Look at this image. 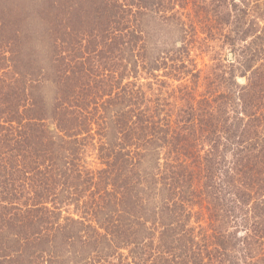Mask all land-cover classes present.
<instances>
[{
    "label": "trees",
    "instance_id": "trees-1",
    "mask_svg": "<svg viewBox=\"0 0 264 264\" xmlns=\"http://www.w3.org/2000/svg\"><path fill=\"white\" fill-rule=\"evenodd\" d=\"M68 2L0 17V264H264V0Z\"/></svg>",
    "mask_w": 264,
    "mask_h": 264
},
{
    "label": "rangeland",
    "instance_id": "rangeland-1",
    "mask_svg": "<svg viewBox=\"0 0 264 264\" xmlns=\"http://www.w3.org/2000/svg\"><path fill=\"white\" fill-rule=\"evenodd\" d=\"M64 1H65L66 4L64 3L63 6L66 5V7H68L69 6L68 0H60V1H58V0H0V17L2 15L9 16V14L11 16H13L14 13L21 12V22H22V24H24L25 22L26 23L30 22V23L34 24L35 26H40V27L49 26V27H52V26H55L56 24H58L60 22L61 25H63L64 29L61 30L59 37H61L62 32L65 31L66 32L67 41L73 42L71 45H69V49L67 51V55L66 56L69 58L70 55H72V57H73L76 54L75 49H73L75 43L79 44V42H81V41H83L84 44L88 43V42H86L87 41L86 37H88V36L86 35V37L84 38V34H88L90 29L88 28V30L86 31L87 33H84V34H81V35H75L73 28H76L77 23L73 22L72 20H70L65 15L66 12L64 13V15L60 14L61 16L59 17V15L56 12V10H53V11L49 10V9H52V8H50L51 3L54 4V2H57V5L58 4L62 5ZM34 2L41 3L40 5H42V4L48 5L46 7V9L48 10V13H47L46 17L44 16V18H42V19L38 15L34 16V17H31V15L33 14V12L36 9L39 10V7L36 6V4ZM11 3H13V4L8 6V7L4 6V5H9ZM49 11H51V13ZM25 15H27L28 19H24ZM62 18H63V21H61ZM95 42H97V43L102 42V39L99 38V40H97ZM4 44H5V40L3 38H0V45L4 46ZM84 47H86V46H84ZM96 61H98V59ZM199 62H201V61H199ZM205 62L208 63L210 61H209L208 58H206ZM201 67H203V66H201ZM240 81L241 82H245L243 79H240ZM0 237H1V235H0ZM10 246H11V248H14V247L16 248V244L15 245L12 244ZM8 250H10V249H7L6 251H8ZM29 259L32 260V257L29 258ZM27 264H30V263H27Z\"/></svg>",
    "mask_w": 264,
    "mask_h": 264
}]
</instances>
